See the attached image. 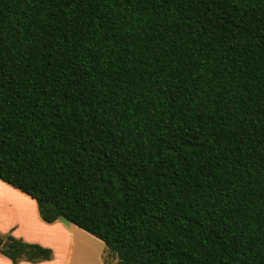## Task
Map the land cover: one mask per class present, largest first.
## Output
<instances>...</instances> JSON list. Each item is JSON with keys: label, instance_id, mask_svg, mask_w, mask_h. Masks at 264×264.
Returning a JSON list of instances; mask_svg holds the SVG:
<instances>
[{"label": "trees", "instance_id": "trees-1", "mask_svg": "<svg viewBox=\"0 0 264 264\" xmlns=\"http://www.w3.org/2000/svg\"><path fill=\"white\" fill-rule=\"evenodd\" d=\"M0 180L104 264H264V0H0Z\"/></svg>", "mask_w": 264, "mask_h": 264}, {"label": "crops", "instance_id": "crops-1", "mask_svg": "<svg viewBox=\"0 0 264 264\" xmlns=\"http://www.w3.org/2000/svg\"><path fill=\"white\" fill-rule=\"evenodd\" d=\"M11 189L26 199L27 208L9 206L3 190ZM27 197V198H26ZM0 233L12 234L26 242H35L52 250L49 260L20 261L18 264H104L103 242L85 230L64 219L44 222L35 200L0 180ZM0 264H12L0 253Z\"/></svg>", "mask_w": 264, "mask_h": 264}, {"label": "rangeland", "instance_id": "rangeland-1", "mask_svg": "<svg viewBox=\"0 0 264 264\" xmlns=\"http://www.w3.org/2000/svg\"><path fill=\"white\" fill-rule=\"evenodd\" d=\"M5 193V198H6V203L9 204V206L11 207L14 206H19L20 208H27V204L26 199H23V196L20 195V193H16L15 191L11 190V189H6L3 190ZM27 198V197H26ZM25 201V202H24ZM11 204V205H10Z\"/></svg>", "mask_w": 264, "mask_h": 264}, {"label": "water", "instance_id": "water-1", "mask_svg": "<svg viewBox=\"0 0 264 264\" xmlns=\"http://www.w3.org/2000/svg\"><path fill=\"white\" fill-rule=\"evenodd\" d=\"M4 246H5V244L3 243V244H2V247H4Z\"/></svg>", "mask_w": 264, "mask_h": 264}]
</instances>
